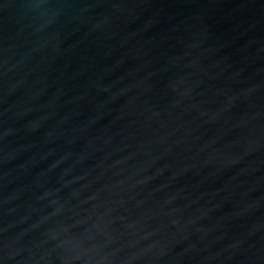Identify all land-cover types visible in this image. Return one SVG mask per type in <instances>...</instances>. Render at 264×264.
Returning <instances> with one entry per match:
<instances>
[{
	"label": "water",
	"instance_id": "95a60500",
	"mask_svg": "<svg viewBox=\"0 0 264 264\" xmlns=\"http://www.w3.org/2000/svg\"><path fill=\"white\" fill-rule=\"evenodd\" d=\"M0 264H264V0H0Z\"/></svg>",
	"mask_w": 264,
	"mask_h": 264
}]
</instances>
